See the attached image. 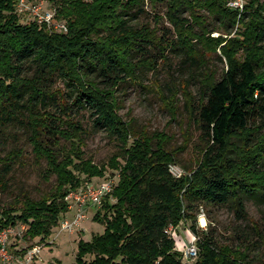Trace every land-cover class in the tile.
Returning a JSON list of instances; mask_svg holds the SVG:
<instances>
[{
    "label": "trees",
    "instance_id": "obj_1",
    "mask_svg": "<svg viewBox=\"0 0 264 264\" xmlns=\"http://www.w3.org/2000/svg\"><path fill=\"white\" fill-rule=\"evenodd\" d=\"M45 1L67 33L25 21L17 0H0V125L25 122L35 162L46 163L43 178L56 177V186L40 199L17 197L0 213V231L25 225L24 238L46 242L70 212L67 196L110 169L117 185L94 217L105 231L79 241L74 264H255L248 247L218 245L198 217L203 205L231 204L245 219L248 200L264 202V0H245L243 10L229 7L232 0H148L153 10L166 4L172 34L129 25L146 0ZM211 19L218 28L209 29ZM170 51L204 68L209 53L227 64L219 79L204 72L198 105L185 93L203 148L197 168L182 177L171 172L177 159L167 136L135 134L119 115L117 96L141 70L168 62ZM29 63L33 78L26 75ZM54 78L72 88L71 103L65 91L44 85ZM185 82L189 89L190 79ZM76 109L93 113L121 143L107 165L85 158L86 131ZM23 160L18 148L0 158V188ZM185 221L198 238L199 256L191 263L168 232Z\"/></svg>",
    "mask_w": 264,
    "mask_h": 264
},
{
    "label": "rangeland",
    "instance_id": "obj_2",
    "mask_svg": "<svg viewBox=\"0 0 264 264\" xmlns=\"http://www.w3.org/2000/svg\"><path fill=\"white\" fill-rule=\"evenodd\" d=\"M166 10L165 3H160L153 10L146 0V6L130 16L129 25L136 28L144 26L159 28L161 33L172 34L173 28L165 16ZM209 21V29L219 27V21L212 19ZM218 36H220L219 32L212 35V37ZM168 58V62L159 64L156 70H141L136 83L128 82L118 88L119 115L137 135L152 136L155 133H164L169 140L167 148L177 159L174 167L182 173V177L197 168L203 148L201 132L196 118L192 115V107L187 103L188 95L186 96L185 93L193 94L198 105L204 89L201 86V80L205 77L204 72L216 74L219 79L226 70L227 64L218 54L212 53L206 55L205 68L187 60L180 51L168 52ZM26 75L29 78L36 75V68L32 63L28 64ZM187 79L191 82L189 89H186ZM44 85L51 90L65 91L67 99L72 102L75 93L62 80L54 78L44 82ZM53 106L54 104H46L44 107L55 111ZM73 113L84 123L85 158L93 160L98 166L107 165L109 160L121 150V143L115 135L97 124L95 115L90 111L76 109ZM260 122L261 119L256 121L257 124ZM28 137L29 129L25 122L15 121L5 127L0 125V158L17 148L24 154V160L14 165L6 176V189L0 188V213L21 195L40 199L56 186V177L53 176L48 181L44 180L46 163L38 165L35 162ZM62 145L69 146L64 141ZM0 172H2L1 167ZM114 173L109 169L105 178L94 179L92 184L98 185L104 180L113 179L116 176ZM100 208L89 209L78 228L66 231L62 229V223L68 219L72 220L76 213V210L70 211L61 218L59 226L46 242L40 239L27 240L24 238L27 227L20 225L17 233L8 240L13 258L10 262L2 264H59V262L74 264L79 241L83 239L90 242L94 235L103 234L105 231V226L94 220ZM246 211L247 217L241 219L234 205L206 204L200 207L198 224L215 239L218 245H227L234 249L248 247L255 264H264V202L248 200ZM202 217L206 220L205 226L201 225ZM190 227L191 222L185 221L173 232L176 249L180 253L184 251V245L193 239ZM35 247H42L39 255L32 254ZM23 251L28 252L22 254Z\"/></svg>",
    "mask_w": 264,
    "mask_h": 264
},
{
    "label": "built area",
    "instance_id": "obj_3",
    "mask_svg": "<svg viewBox=\"0 0 264 264\" xmlns=\"http://www.w3.org/2000/svg\"><path fill=\"white\" fill-rule=\"evenodd\" d=\"M244 2V0H232L228 6L233 9L243 10ZM16 13L23 20L35 22L52 33L68 32L67 24L57 20L56 11L45 0H17ZM171 172L175 177H181L182 175L174 166L171 167ZM116 185V179H107L98 185L86 182L80 189L72 191L66 200L70 211L76 210V213L72 220L68 219L62 223V229L73 231L74 228H78L82 220L86 218L88 210L92 207H102L104 201L113 195ZM19 226L8 227L0 231V264L8 263L12 260L13 257L9 250L8 240L17 233ZM175 231L176 229L173 227L168 230L172 235ZM184 247L182 252L184 262L191 263L196 261L199 256L198 238L193 235V239L185 244ZM41 252L42 247H35L32 254L39 255Z\"/></svg>",
    "mask_w": 264,
    "mask_h": 264
},
{
    "label": "bare ground",
    "instance_id": "obj_4",
    "mask_svg": "<svg viewBox=\"0 0 264 264\" xmlns=\"http://www.w3.org/2000/svg\"><path fill=\"white\" fill-rule=\"evenodd\" d=\"M201 225H202V226H205V225H206V220H205L204 217H202V219H201Z\"/></svg>",
    "mask_w": 264,
    "mask_h": 264
}]
</instances>
